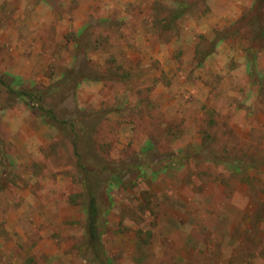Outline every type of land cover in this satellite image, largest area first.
<instances>
[{"label":"rangeland","instance_id":"rangeland-1","mask_svg":"<svg viewBox=\"0 0 264 264\" xmlns=\"http://www.w3.org/2000/svg\"><path fill=\"white\" fill-rule=\"evenodd\" d=\"M0 83V264H264V0H0Z\"/></svg>","mask_w":264,"mask_h":264},{"label":"trees","instance_id":"trees-1","mask_svg":"<svg viewBox=\"0 0 264 264\" xmlns=\"http://www.w3.org/2000/svg\"><path fill=\"white\" fill-rule=\"evenodd\" d=\"M0 85H1V83H0ZM5 88L7 89V91L9 93H12L14 96L22 97L23 100H26V104H28L29 107L37 109L38 111H41V114L44 112V109L42 106L37 105L36 103L33 102L32 95L30 93L16 90L14 87L9 86V85L5 86ZM49 119L52 120V118H49ZM84 214H85V226H84L85 233L87 234L88 239L91 240L92 242H94L99 237V235L96 231L97 208H96L94 198L89 197L87 199V201L85 202ZM96 251H99V248ZM98 253L100 255H102V257H103V253L101 251H99ZM105 264H109L108 261L105 260Z\"/></svg>","mask_w":264,"mask_h":264}]
</instances>
